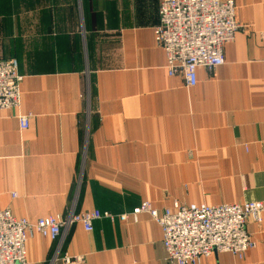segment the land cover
Listing matches in <instances>:
<instances>
[{
	"label": "crops",
	"instance_id": "obj_1",
	"mask_svg": "<svg viewBox=\"0 0 264 264\" xmlns=\"http://www.w3.org/2000/svg\"><path fill=\"white\" fill-rule=\"evenodd\" d=\"M161 1L0 0V59L23 76L19 107L0 110V209L30 221L100 211L91 231L66 233L72 264H176L161 225L135 219L142 201L162 212L264 198V0H234L243 27L191 87L156 42ZM246 228L256 246L243 257L197 264H264V213ZM25 246L29 264H66L49 236Z\"/></svg>",
	"mask_w": 264,
	"mask_h": 264
},
{
	"label": "built area",
	"instance_id": "obj_2",
	"mask_svg": "<svg viewBox=\"0 0 264 264\" xmlns=\"http://www.w3.org/2000/svg\"><path fill=\"white\" fill-rule=\"evenodd\" d=\"M242 27L236 19L234 0H162L154 33L166 53L168 74L181 76L185 85L191 87L197 83L198 67L213 71L224 63L223 46ZM22 79L16 59H0V110L19 107ZM18 120L21 129L29 127V115H18ZM143 212L161 225L162 244L169 261L197 264L213 253L228 252L243 257L254 248L256 241L246 225L249 220L261 221L264 198L243 203L176 202L174 209L165 208L162 212L149 201H142L133 209L135 219ZM101 216L100 211L94 210L30 221L15 217L9 208L0 209V264H29L25 243L34 233L57 241L53 260L72 264L80 257L60 256L69 228L81 223L86 231H91L94 219Z\"/></svg>",
	"mask_w": 264,
	"mask_h": 264
}]
</instances>
